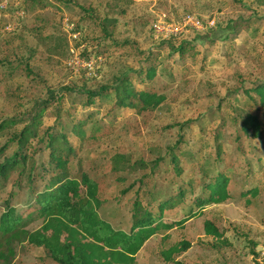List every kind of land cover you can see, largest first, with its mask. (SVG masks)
Segmentation results:
<instances>
[{
  "label": "rangeland",
  "instance_id": "rangeland-1",
  "mask_svg": "<svg viewBox=\"0 0 264 264\" xmlns=\"http://www.w3.org/2000/svg\"><path fill=\"white\" fill-rule=\"evenodd\" d=\"M186 15L197 18L203 30L177 34L167 43L155 42L151 27L156 21L178 23ZM64 19L76 24L73 27L91 42L93 51L104 53L97 80L87 83L66 67ZM221 35L227 39H219ZM181 43L190 48L183 57L173 53ZM149 56H157L156 62H160L149 85L164 96L159 108L130 110L113 118L108 116L112 102L104 99L83 113L92 114L85 128L92 138L80 142L77 159L90 178L100 180L99 216L114 229L128 232L131 206L138 195L136 181L145 173L132 166L140 160L165 157L178 136L174 126L195 121L182 133L180 151H189L195 159L181 160L186 172L179 178L168 164L160 167L144 180L139 195L157 199L177 191L208 154L211 158L206 162L215 168L211 175L223 169L224 162L237 160L242 166L236 170L240 178L229 188L231 199L207 206L202 216L189 220L183 229L158 232L138 252L136 263L167 264L162 252L186 241L190 248L174 256L178 264H264L263 258L253 254L264 247V135L259 140L244 136L238 140L241 133L233 118L234 111L243 108L257 113L264 124V108L246 102L242 94L264 79V0H0V61L4 63L0 65V120L28 115L48 91L82 85L93 89L111 84L127 71L135 74L146 68ZM24 62L27 72L21 70ZM135 85L143 88L148 84ZM74 97L66 96L65 104ZM79 103L76 95L75 105ZM52 123L51 117L43 118L44 127ZM66 125H71L68 119ZM94 127L99 130L93 134ZM6 139L0 136V147ZM217 145L223 160L220 164L214 158ZM243 184L257 186L259 194L241 197ZM6 192L0 194V203L7 198ZM200 192L196 187L195 195ZM187 210L183 205L166 219L178 220ZM205 220L216 224L226 244L205 236ZM17 262L53 264L42 249L29 245L18 249Z\"/></svg>",
  "mask_w": 264,
  "mask_h": 264
},
{
  "label": "trees",
  "instance_id": "trees-1",
  "mask_svg": "<svg viewBox=\"0 0 264 264\" xmlns=\"http://www.w3.org/2000/svg\"><path fill=\"white\" fill-rule=\"evenodd\" d=\"M107 23L112 25L110 21ZM172 39L155 42L163 44ZM219 39L226 40L227 35H221ZM79 44H85L83 56H102L105 63L104 53L98 49L93 51L91 42H87L82 35ZM189 50L185 43H181L173 49V53L183 57ZM156 61L157 56L154 59L146 57L145 69L132 75H129L132 71L122 73L109 85L93 89L86 85L61 87L48 91L45 99L34 103L28 115L0 120V136L7 137L0 147V194L7 191V198L0 203V264H18V249L24 245L42 249L53 264H137L136 255L158 232L183 229L189 220L202 216L207 206L231 199L229 188L240 178L236 170L242 166L237 160L227 158L223 169L211 175L215 168L206 162L207 158H211L209 154L205 156L204 164H196L189 179L177 191L157 199L150 197L147 190L143 191L148 195L147 199L139 195L144 180L153 177L160 167L168 164L180 178L187 170L180 165L181 160H195L189 151H180L184 147L183 131L195 122L189 121L174 126L178 129V136L168 147L165 157L158 156L147 162L140 160L132 166L134 170L145 173L136 181L139 184L138 195L131 206L129 231L116 230L99 216L98 210L102 206L99 199L100 180L90 178L77 159L80 142L92 138L85 129L92 114L83 116V113L104 99L112 102L108 116L113 118L130 110L146 112L159 108L164 103V96L149 87L157 76L156 66L160 62ZM7 63L12 66L10 61ZM3 64L0 61V65ZM103 65L95 78L82 76L83 79L87 83L97 80ZM21 70L28 71L26 62ZM143 81L148 84L146 87H136V82ZM71 94L79 97V105H75V97L69 105L65 104V97ZM242 94L246 102H253L263 109L264 79L254 82ZM78 110L80 114H77ZM239 111L233 114L241 133L237 139L241 140L242 136L262 139L264 124L259 115L243 108ZM45 116L53 119L51 126H43ZM67 119L71 122L70 126L66 125ZM98 130L94 127L91 132L94 134ZM214 158L217 164L223 162L218 145ZM74 162L76 169H72ZM196 187L201 191L198 195H195ZM241 190V197L255 198L259 194L257 186L243 184ZM183 205L188 208L186 216L167 221L168 215L176 213ZM36 224L37 227H33ZM203 230L205 236L226 244L223 232L212 221L205 220ZM189 248L188 242H178L164 250L162 258L167 264H178L174 256Z\"/></svg>",
  "mask_w": 264,
  "mask_h": 264
},
{
  "label": "built area",
  "instance_id": "built-area-1",
  "mask_svg": "<svg viewBox=\"0 0 264 264\" xmlns=\"http://www.w3.org/2000/svg\"><path fill=\"white\" fill-rule=\"evenodd\" d=\"M62 25L67 36L68 58L66 67L74 75L83 76L84 78H95L98 69L103 65L102 56H83L85 45L79 44L80 33L75 31L74 27L67 19L62 21ZM200 21L191 15L184 16L178 23H169L165 21H156L151 27L152 38L155 41L167 40L180 33L188 31L200 32L203 29ZM257 256L264 259V247L257 252Z\"/></svg>",
  "mask_w": 264,
  "mask_h": 264
}]
</instances>
